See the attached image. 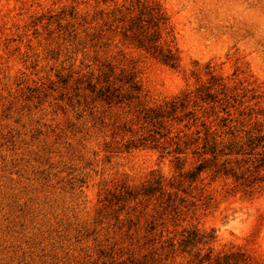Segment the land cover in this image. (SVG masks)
<instances>
[{
    "label": "rangeland",
    "instance_id": "rangeland-1",
    "mask_svg": "<svg viewBox=\"0 0 264 264\" xmlns=\"http://www.w3.org/2000/svg\"><path fill=\"white\" fill-rule=\"evenodd\" d=\"M135 1L0 0V264L149 261L153 250L135 241L152 218L164 239L184 228L215 239L189 252L158 249L146 264H264V181L252 180L264 177V0H139L167 18L160 42L176 68L112 23ZM122 73L139 97L106 104L97 90L109 75L121 86ZM208 87L213 99L190 109L231 150L218 160L227 175L191 181V149L179 163L124 149L140 134L141 106L205 97ZM157 176L174 219L159 218L153 200L107 201Z\"/></svg>",
    "mask_w": 264,
    "mask_h": 264
},
{
    "label": "trees",
    "instance_id": "trees-1",
    "mask_svg": "<svg viewBox=\"0 0 264 264\" xmlns=\"http://www.w3.org/2000/svg\"><path fill=\"white\" fill-rule=\"evenodd\" d=\"M126 10L127 13L125 15L121 11H117L120 16L113 18L112 23H119L122 32L128 34L129 38L139 48H142L172 68L178 67L179 58L177 54L171 47L164 46L160 42L162 32L165 30L167 23V18L160 8L156 5H148L145 2L136 0ZM110 76H105V86L97 90V97L100 100L106 104H122L132 102L139 97L140 86L132 75L122 73L118 79L122 83L119 87L109 83V78L107 77ZM209 89L210 87L204 93L205 97L196 96V94L191 96L190 92H185L158 104L141 106L136 115L140 134H138L137 138L127 141L124 149L128 151L131 148L146 147L160 150L161 154L175 155L177 163L180 161L179 155L185 154L187 150L190 151L191 149V154L197 158L192 168L186 171L191 181H195L205 171H211L214 177L221 172L227 175L228 170L223 167L226 162L219 164L218 160L220 157L230 155L231 150L227 153L224 152L225 146L222 145V142L217 141L215 133L211 131V123L201 120L203 116L199 117L196 109H190V103L195 108L198 106V102H205L208 98L213 99ZM203 112L205 114V111ZM198 123L201 129L197 128ZM192 128L193 131H191ZM128 132L131 133L132 130L128 129ZM179 165L177 164L176 168L182 169L183 164ZM252 180L264 181V177H254ZM163 187L162 177L157 176L142 183L138 190H131L126 187L122 192L120 191L117 195H113L107 201L110 202L115 199L118 202L122 196H126L133 201L139 200V202L153 200L154 206L161 208L163 211L161 213L154 211L159 218L165 212H168V214L174 215L172 216L174 219L178 214V207L175 205V201L171 199L170 193L165 192ZM155 221H157L156 218H152L143 228V235L140 238L137 237L135 241L138 247H150L153 250L149 253L152 254L150 262H153V255L158 254V249L160 251L180 250L181 252H189L193 248L199 250V245L209 244L215 239L212 232L200 234L195 229L186 228L181 230L179 234L175 233L164 239L163 231H157V223ZM155 245H158L156 249H154ZM209 254L210 251L207 253V259ZM197 256L199 255L197 254ZM131 261V264H146L149 262L146 259V255Z\"/></svg>",
    "mask_w": 264,
    "mask_h": 264
}]
</instances>
